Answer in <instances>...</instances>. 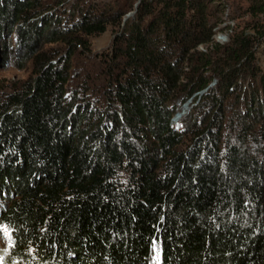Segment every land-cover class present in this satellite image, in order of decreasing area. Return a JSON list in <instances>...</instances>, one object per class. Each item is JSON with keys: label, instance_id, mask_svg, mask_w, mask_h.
<instances>
[{"label": "trees", "instance_id": "1", "mask_svg": "<svg viewBox=\"0 0 264 264\" xmlns=\"http://www.w3.org/2000/svg\"><path fill=\"white\" fill-rule=\"evenodd\" d=\"M65 4L0 0V264H264V0Z\"/></svg>", "mask_w": 264, "mask_h": 264}, {"label": "rangeland", "instance_id": "2", "mask_svg": "<svg viewBox=\"0 0 264 264\" xmlns=\"http://www.w3.org/2000/svg\"><path fill=\"white\" fill-rule=\"evenodd\" d=\"M77 1L78 0H66V4L64 7L67 8L68 10ZM84 1L86 2L87 0H84ZM92 1H101V0H92ZM102 1H112V0H102ZM221 1L224 2V5H226V14L230 12L232 16H236L237 20H247L249 18L248 14L244 13L246 6L249 3V0H221ZM230 18L231 17H229V15L225 17V20H227L226 23H230V24L233 23L232 20H230ZM112 38H113V33L111 29H108L101 34L93 35L89 37L92 53L89 54L87 57H84L82 60H80L81 58L80 57L79 58L80 61L76 59L73 60V64L75 66H80L81 64L85 65L87 62H89L90 59H92L94 55L101 53L102 51L108 50V48L110 47ZM217 38L222 41H226L228 37H227V34L225 33H219L217 35ZM50 47L59 49V48H62V44L54 42L50 45ZM14 54H16V52ZM258 61L260 62L262 67H264V42L259 52ZM23 64L24 63L17 64L13 61H10L6 65H0V79H3V80H0V87H1L0 96L3 95L2 92L11 90V88H16V87L18 88L21 85V83L30 76L31 64L30 63L28 64V67L26 68V70L21 68ZM84 65H81L80 68H83ZM193 103L194 102H192V100L189 99L183 104H180V106L178 107L177 113L174 116L175 118L173 120V124L175 126H179V121L192 110ZM9 243H10L9 232L5 228H1L0 247L6 250ZM156 264H158V262H156Z\"/></svg>", "mask_w": 264, "mask_h": 264}, {"label": "water", "instance_id": "3", "mask_svg": "<svg viewBox=\"0 0 264 264\" xmlns=\"http://www.w3.org/2000/svg\"><path fill=\"white\" fill-rule=\"evenodd\" d=\"M132 12H130V14H131ZM175 118V117H174Z\"/></svg>", "mask_w": 264, "mask_h": 264}, {"label": "built area", "instance_id": "4", "mask_svg": "<svg viewBox=\"0 0 264 264\" xmlns=\"http://www.w3.org/2000/svg\"><path fill=\"white\" fill-rule=\"evenodd\" d=\"M214 84V83H213ZM173 120H174V118H173Z\"/></svg>", "mask_w": 264, "mask_h": 264}]
</instances>
